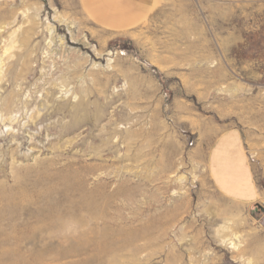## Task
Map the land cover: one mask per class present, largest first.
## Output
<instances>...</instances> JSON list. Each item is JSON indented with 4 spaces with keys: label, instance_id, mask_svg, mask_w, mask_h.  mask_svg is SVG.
Returning a JSON list of instances; mask_svg holds the SVG:
<instances>
[{
    "label": "rangeland",
    "instance_id": "rangeland-1",
    "mask_svg": "<svg viewBox=\"0 0 264 264\" xmlns=\"http://www.w3.org/2000/svg\"><path fill=\"white\" fill-rule=\"evenodd\" d=\"M0 264H264V0H0Z\"/></svg>",
    "mask_w": 264,
    "mask_h": 264
},
{
    "label": "crops",
    "instance_id": "crops-1",
    "mask_svg": "<svg viewBox=\"0 0 264 264\" xmlns=\"http://www.w3.org/2000/svg\"><path fill=\"white\" fill-rule=\"evenodd\" d=\"M152 4L153 0H80L87 18L98 27L110 31L134 28L146 18ZM224 142L226 143V139L221 140V145ZM219 156L222 157V151ZM221 174L218 173L216 182L220 188L227 190ZM237 189L240 192H250L251 186L247 176L237 183Z\"/></svg>",
    "mask_w": 264,
    "mask_h": 264
},
{
    "label": "bare ground",
    "instance_id": "bare-ground-1",
    "mask_svg": "<svg viewBox=\"0 0 264 264\" xmlns=\"http://www.w3.org/2000/svg\"><path fill=\"white\" fill-rule=\"evenodd\" d=\"M9 100H10V99H7V100L5 101V104H8Z\"/></svg>",
    "mask_w": 264,
    "mask_h": 264
}]
</instances>
